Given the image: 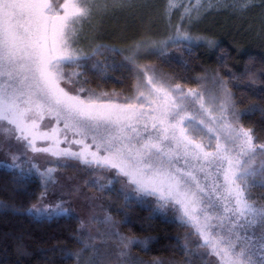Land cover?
Here are the masks:
<instances>
[{"label":"snow or ice","instance_id":"6c2138e0","mask_svg":"<svg viewBox=\"0 0 264 264\" xmlns=\"http://www.w3.org/2000/svg\"><path fill=\"white\" fill-rule=\"evenodd\" d=\"M204 2L166 0L164 14L170 26L172 13L183 8L175 35L128 49L123 58L135 80L134 91L116 103L111 99L115 92L88 86L83 69L91 57L78 44L84 26L98 12H107L110 5L131 7L134 0H0V147L14 140L25 152L46 153L60 163L75 159L88 167L115 169L137 193L156 197L159 209L178 205L181 223L202 240L197 248L218 257L219 264H264V203L252 199V189L258 186L255 178L264 177V163L255 166L264 144L256 142L253 129L240 123L242 113L227 82L219 81V93L185 90L155 66L139 63L141 49L157 48L163 54L168 40L194 39L185 22L200 19L207 10ZM222 2L234 6L216 0ZM255 2L238 0L241 10ZM207 4L211 8L212 0ZM195 39L216 46L214 40ZM102 50L121 53L97 45L91 56ZM196 105L193 114L189 109ZM46 117L49 123L43 124ZM52 121L63 127H52ZM42 125L48 130L42 131ZM61 134L64 142L81 149L59 148ZM38 140L53 143L39 147ZM19 159L12 154L10 167H19ZM32 167L45 186L55 183V168L40 172L37 165ZM259 186L264 187V180ZM46 193L47 187L41 200ZM55 209L58 214L71 213L62 204ZM29 211L51 214L37 204ZM105 223L111 224L112 218L106 217ZM133 243L120 237V256H126Z\"/></svg>","mask_w":264,"mask_h":264},{"label":"trees","instance_id":"16d2710c","mask_svg":"<svg viewBox=\"0 0 264 264\" xmlns=\"http://www.w3.org/2000/svg\"><path fill=\"white\" fill-rule=\"evenodd\" d=\"M158 3L160 12L157 13ZM162 4L158 0L149 2L148 14L152 16L147 24L138 4L132 15L123 11L113 17V25L99 23L95 32L89 30L95 36L86 43L87 50H83L91 57L83 69L89 87L97 92L127 96L133 93L135 80L123 57L129 54V48L146 41L143 40L146 36L164 41L159 35L170 30L167 21H163ZM230 31L225 35L209 32L216 38L213 48L175 45L163 54L156 49L141 55L140 59L182 83L196 84L205 79L203 75L222 77L236 109L242 113L241 122L253 129L257 143L264 144V31H256V37L252 32ZM97 45H103L104 49L117 48L121 53L102 50V54L91 56ZM23 170L26 167H0V264H108L97 262L93 256L95 250L83 246L81 225L74 216L48 219L30 213L29 208L51 183L45 186L44 180ZM255 180L258 186L252 189V198L264 203V187L259 186L264 177L258 175ZM104 200L118 239L135 241L125 250L127 255L118 258L119 264H128L131 258L142 263L208 264L196 248H188L186 252L182 246L184 229L177 221L158 213L148 201L130 198L119 183L112 182L104 193Z\"/></svg>","mask_w":264,"mask_h":264},{"label":"rangeland","instance_id":"374dc122","mask_svg":"<svg viewBox=\"0 0 264 264\" xmlns=\"http://www.w3.org/2000/svg\"><path fill=\"white\" fill-rule=\"evenodd\" d=\"M157 0H134L133 7H128L127 9L113 8L111 5L109 6V10L107 12H98L94 18L92 19L90 24H86V33L83 32V35L80 38L78 47L82 50H87L86 43L94 39L95 36L89 34V30L95 32V28L99 23H107L108 26L113 25V17H118L121 12H130V15L133 14L134 8H137V5L140 4L138 8L142 10V16L147 22L152 15L148 14L149 2L152 3ZM163 2L162 4V17L165 23L167 21V25L169 24V19L165 16V7L166 0H158ZM63 2V0H61ZM189 0H184L185 4H188ZM227 4L234 6H225L222 2L220 4L216 3V0H212V7L209 8L207 4V0L204 2V8L206 11H203L199 20L193 21L191 24L185 22V27L187 28L188 34L194 39L185 40L183 38L168 40L167 45L164 46L163 51L169 49L171 46L175 45H206L207 43L204 39H195V37H204L210 40H216L215 37L211 36L210 33L225 35L232 29H236V31H245L254 33L255 37L258 35L256 31L261 30L264 31V0H256L254 6H250L246 9L241 10L239 7L238 0H227ZM159 7V8H158ZM156 8L160 12V4L156 5ZM156 9V10H157ZM137 10V9H136ZM183 8L175 10L171 15V22L174 23V19H177L175 24H169V33H165L163 35H159L162 37L161 39L167 40L169 36H174V26L179 22V18ZM114 14V15H113ZM217 18V19H216ZM107 20V21H106ZM144 21V22H145ZM152 21V19H151ZM84 26V27H85ZM229 27L230 30L226 32V28ZM88 29V30H87ZM154 31V30H153ZM210 32V33H209ZM231 32V31H230ZM240 34H243L241 33ZM232 33V32H231ZM260 34V33H259ZM262 34H260L261 36ZM146 41H161L158 37H145L143 40ZM209 47V46H208ZM157 48H147L141 49L139 52V63L143 65H153L152 63H142L141 55L143 56L145 53H149L152 50H156ZM209 49V48H208ZM159 50V49H157ZM92 63V60H90ZM157 67V66H155ZM159 71V70H158ZM203 81H197L196 84H188L185 82L177 81L173 76L171 78V83L174 85L175 83H180L182 87L199 88L201 91L212 92L215 91L219 93V81L223 80L219 75L210 76L203 75ZM225 81V80H223ZM63 86V84H62ZM228 87V85H227ZM229 89V87H228ZM143 90V89H142ZM132 95L133 93H129ZM232 94V93H231ZM129 95V96H130ZM127 95L117 94L116 96L111 97V99L116 103H123V97ZM233 98V96H232ZM104 99H108L105 97ZM195 108H198V105L190 108L189 110L195 114ZM240 112V111H239ZM241 113V112H240ZM48 118H45L43 124H48ZM52 127H60L63 125H56L54 121L51 122ZM240 123L244 126V124ZM245 127V126H244ZM246 128V127H245ZM42 131H47L48 129L41 127ZM72 134L69 133V140H71ZM61 143L58 145L59 148H67L71 147L73 151H79L81 149V145L71 144L68 142H64L63 134L59 136ZM90 143V140L88 141ZM53 142L51 140H38L37 146L39 147H47ZM91 151L95 150V146L90 149ZM17 154L20 156V159L16 162L20 168L21 166L26 167V171L29 174H35L41 180L42 177L36 171L35 168L32 167L33 164L37 165L40 169V172H44L47 168H55L56 170L52 173V176L55 178V183H51L47 188V193L44 195L43 200L39 198L37 204L40 207H47L51 210V214L44 213L42 215H35L38 218H55L64 215H72L76 219H78L81 226V234H82V243L83 246L89 247L90 250H95L94 257L97 262L108 263V264H119L118 258H121L120 252V240L118 239V234L115 231V225L112 221L111 224L105 223L106 217H109L108 214V205L104 200V193L109 189L111 184L109 181L117 182L120 184L123 191L130 198L137 199L139 201H148L155 210L162 214L163 216L169 217L171 220L177 221L184 229L183 235L184 240L182 241V246L187 245L188 248H196L199 256L205 259L208 264H219L218 257L214 255H208L207 250L204 248H197V244L202 243V240L198 235L195 234V230L181 223L180 213L177 211L178 205L173 207L169 205L165 209H159L157 207V200L154 196H143L140 193H137L135 189V185L129 184L127 182V178L123 176H116L115 169H100L93 167H88L81 163L79 160L68 159L66 162L60 163L57 161L56 157H53L46 153H32L31 151L25 152L24 149L18 145L14 140H7L3 143L2 147H0V167H8L12 164L11 155ZM264 163V154L258 155L256 158V167L259 168L260 165ZM22 171V170H21ZM46 190V189H45ZM45 192V191H44ZM253 200H256L252 198ZM258 201V200H257ZM262 203V202H261ZM57 204H62L64 207L70 208V214H58L55 206ZM32 206L29 208V210ZM31 213V212H30ZM222 213V209H221ZM113 220V219H112ZM215 223V221H213ZM256 235H260V229L257 227L255 229ZM135 242V241H134ZM161 262V261H160ZM128 264H154V262H146L137 261L131 258Z\"/></svg>","mask_w":264,"mask_h":264}]
</instances>
